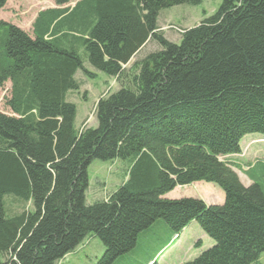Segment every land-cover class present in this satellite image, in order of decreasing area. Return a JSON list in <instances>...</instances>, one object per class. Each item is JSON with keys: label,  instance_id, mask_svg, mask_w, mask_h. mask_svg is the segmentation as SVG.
I'll list each match as a JSON object with an SVG mask.
<instances>
[{"label": "trees", "instance_id": "trees-1", "mask_svg": "<svg viewBox=\"0 0 264 264\" xmlns=\"http://www.w3.org/2000/svg\"><path fill=\"white\" fill-rule=\"evenodd\" d=\"M200 2L81 0L40 12L32 36L0 20V86L11 82L14 114L0 112V264H55L88 235L104 247L94 264H113L160 220L173 234L196 221L214 240L181 264H259L264 161L248 165L243 185L224 157L240 153L245 135L264 137V0H222L178 43L157 31L162 9ZM62 27L79 33L88 63L120 86L96 102L97 126L79 132L66 95L80 86L77 71L94 74L73 42L62 43L71 35L57 36ZM148 39L159 49L126 67ZM93 159H119L126 170L112 193L88 204ZM198 181L218 186L223 202L164 197ZM7 194L32 211L6 216Z\"/></svg>", "mask_w": 264, "mask_h": 264}, {"label": "rangeland", "instance_id": "rangeland-1", "mask_svg": "<svg viewBox=\"0 0 264 264\" xmlns=\"http://www.w3.org/2000/svg\"><path fill=\"white\" fill-rule=\"evenodd\" d=\"M79 1L81 0H70L65 4L57 5L56 0H7L2 9H0V20L14 24L22 30L33 34V22L40 12L47 11L48 9L68 8V10H72ZM221 2L222 0H201L198 5L180 4L162 9L157 18V31L162 33L167 40L178 43L182 29L193 27L203 18L211 16L217 10ZM73 31L69 33L66 27H62L57 36L62 38L64 34L71 35L69 39L62 38V43L70 44V42H73V45H75L83 61L84 68L94 74L92 77H89L84 74V72L80 70L77 71L75 79L78 80L80 86L78 90L69 91L66 95V100L73 103L76 107L74 128L79 132L85 127L95 128L97 126V120L94 115L96 102L100 97L117 91L120 86L114 77L92 68L88 63L85 50L78 42L79 40H73V37H77L79 33ZM157 49H159L158 43L153 39H148L144 46H142L130 59L126 67L134 60ZM10 92L11 82L6 81L0 86V112L7 115H14L7 106ZM260 137L264 138L262 135L255 133L245 135L240 142V146L242 147L240 148L241 153L230 155L229 158H224L238 164L236 165L235 163L234 167L236 165L240 168L235 167V171L243 185L250 182H248L246 179L248 177L245 175V171L248 170L249 167L248 165H253L256 161H264V140H251ZM125 170L126 165L122 160L114 159L101 161L93 159L87 167L88 188L85 193L86 202L91 204L95 200L105 199L123 182ZM253 171L259 174L258 169H254ZM259 180L261 181V179ZM171 191L174 195H177V197L173 198H196L202 196L207 200L215 199L212 194L203 193L198 185H192V183L186 186H180V188ZM3 204L5 214L8 217L23 211H32L30 202H26L12 194H7L3 197ZM161 221L162 220H160V223H162ZM161 225L157 224L153 226V230L147 233L152 234V231L159 233V231L163 229ZM146 235L147 234L139 233L135 247L129 252L117 257L113 264L142 263L147 254L154 253L155 251H153L152 246L146 242L148 240ZM177 239L178 238L175 237L174 244H170L166 247L164 251L156 257L157 260L155 261L159 264H161V261L164 262V264H181L182 262L194 259L203 250L214 244V240L211 238H208V243L200 241L197 245L196 242H198L199 239L196 238L194 242L190 244V241H186V232L180 236L179 240ZM189 245H191L190 249H188ZM195 246L200 247V249L193 251L192 249L195 248ZM103 251L104 247L99 238L88 235L71 252L64 255L55 264H94L96 259L102 255ZM258 262L264 264V252L260 254Z\"/></svg>", "mask_w": 264, "mask_h": 264}, {"label": "crops", "instance_id": "crops-1", "mask_svg": "<svg viewBox=\"0 0 264 264\" xmlns=\"http://www.w3.org/2000/svg\"><path fill=\"white\" fill-rule=\"evenodd\" d=\"M70 11V10H68ZM27 32V31H25ZM28 33V32H27ZM30 36L33 35V34H30L28 33ZM261 138H255V139H251L253 141H257ZM248 180V184L246 185H249L251 183V180H249L248 178H246ZM198 185L201 189V191H203V193H208V194H212L215 199L214 200H207L205 197H196V198H200L202 199L206 204L208 205H211V204H221L224 200V194H223V191L218 187L216 186L215 184L213 183H205L204 181H198V182H194L192 183V185ZM186 186V185H185ZM176 188H180V186H177L175 187L174 189ZM165 198H168V199H178V198H173V197H177V195H174L172 193V191L168 192L167 194L164 195ZM161 225V223H156L154 225H152L149 229L143 231L141 234H147V238L148 240L146 241L149 245L152 246L153 248V251H155L154 253L152 254H147L143 260V262H138L137 264H149L150 262L154 261V260H157L156 257L158 255L161 254L162 251H164V249L166 247H168L170 244H174L175 242V234H173L171 232V230L169 228H167L166 225H161L163 226L161 229V231H159V233H155L154 231H152L153 233L152 234H149L147 233L148 231H151L153 230V226L155 225ZM165 226V228H164ZM186 232V241H190L189 243H193L194 242V239H199L201 242H204L205 243H208V236L201 230V228L199 227L198 223L196 221H192L190 222L184 229L181 230V232L179 234H177V237L178 238L177 240H179L180 236ZM138 245H139V242H138ZM197 245V244H196ZM191 248V245L188 246V249ZM200 247H197L195 246V248H193L192 250L193 251H196V250H199ZM152 251V252H153ZM194 253V252H193ZM161 264H164V262L161 261ZM260 264V263H259Z\"/></svg>", "mask_w": 264, "mask_h": 264}]
</instances>
